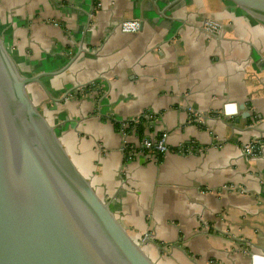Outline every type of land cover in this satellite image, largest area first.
Segmentation results:
<instances>
[{
    "label": "crops",
    "instance_id": "0c3cea01",
    "mask_svg": "<svg viewBox=\"0 0 264 264\" xmlns=\"http://www.w3.org/2000/svg\"><path fill=\"white\" fill-rule=\"evenodd\" d=\"M0 32L23 75L51 74L31 98L157 264L264 258V150L242 152L264 142L263 26L225 0H0Z\"/></svg>",
    "mask_w": 264,
    "mask_h": 264
},
{
    "label": "water",
    "instance_id": "95a60500",
    "mask_svg": "<svg viewBox=\"0 0 264 264\" xmlns=\"http://www.w3.org/2000/svg\"><path fill=\"white\" fill-rule=\"evenodd\" d=\"M264 27V0H225ZM0 32V264H157L78 169Z\"/></svg>",
    "mask_w": 264,
    "mask_h": 264
},
{
    "label": "built area",
    "instance_id": "2783aa9c",
    "mask_svg": "<svg viewBox=\"0 0 264 264\" xmlns=\"http://www.w3.org/2000/svg\"><path fill=\"white\" fill-rule=\"evenodd\" d=\"M205 29L208 31V33L213 34V35H219L221 32V27L219 24L215 23L214 21L211 20H206L204 22ZM119 28L121 32L124 33H135L140 30V22L138 20H131V21H124L119 24ZM191 114H194L192 109L188 110ZM225 111L229 112L231 111L230 106L225 107ZM153 116L151 114H146L137 117L136 119H132L131 121L122 123V128H128L130 125L129 123L135 124L139 120H151ZM193 118V117H192ZM190 119V121H199V119ZM124 146L126 145V142L123 141ZM140 147L142 152L150 155H163L168 151L167 147V134L163 133L160 135V137L157 140H150L147 138H143L140 142ZM264 150V142L263 141H257L253 140L247 144H244L242 147V152L243 155L249 158H255V152H263ZM146 241V236L145 239L141 240V243L144 244ZM251 260L253 261L254 264H264V258L259 255L251 254L250 255Z\"/></svg>",
    "mask_w": 264,
    "mask_h": 264
},
{
    "label": "trees",
    "instance_id": "16d2710c",
    "mask_svg": "<svg viewBox=\"0 0 264 264\" xmlns=\"http://www.w3.org/2000/svg\"><path fill=\"white\" fill-rule=\"evenodd\" d=\"M141 123H143L142 120L140 121V123H138V124H136V125L133 124V123H129L130 126H135V128H136V130H137V133H138L140 136H142V134H141V133H142V129H141V128H142V127H141L142 125H141ZM115 127L119 128L118 125H115ZM158 156H161V155H158Z\"/></svg>",
    "mask_w": 264,
    "mask_h": 264
},
{
    "label": "rangeland",
    "instance_id": "374dc122",
    "mask_svg": "<svg viewBox=\"0 0 264 264\" xmlns=\"http://www.w3.org/2000/svg\"><path fill=\"white\" fill-rule=\"evenodd\" d=\"M38 109L41 110V105L39 104L38 106ZM145 239L144 237L141 238V240ZM148 239V237H146V240ZM141 243V241H139ZM146 250V249H145ZM147 252V251H146ZM148 253V252H147Z\"/></svg>",
    "mask_w": 264,
    "mask_h": 264
}]
</instances>
